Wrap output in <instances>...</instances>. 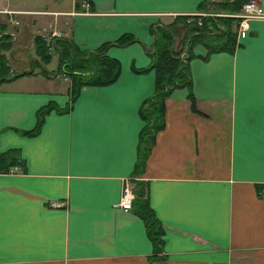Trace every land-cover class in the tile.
<instances>
[{
    "label": "crops",
    "instance_id": "1",
    "mask_svg": "<svg viewBox=\"0 0 264 264\" xmlns=\"http://www.w3.org/2000/svg\"><path fill=\"white\" fill-rule=\"evenodd\" d=\"M219 2L0 0L10 67L0 81V264H264V17L237 36L243 2L231 12ZM203 16L207 33L189 45L185 21ZM162 27L189 79L169 87L163 123L142 146L141 128L156 124L140 110ZM123 35L131 40L116 44ZM58 39L86 54L106 44L116 77L72 96L69 77L56 81ZM124 182L126 210L116 204Z\"/></svg>",
    "mask_w": 264,
    "mask_h": 264
},
{
    "label": "trees",
    "instance_id": "2",
    "mask_svg": "<svg viewBox=\"0 0 264 264\" xmlns=\"http://www.w3.org/2000/svg\"><path fill=\"white\" fill-rule=\"evenodd\" d=\"M246 0H220L219 5L223 8L232 10L239 9L242 2ZM201 16V15H200ZM225 18L230 20L228 17H215L216 19ZM208 17H200V25L196 24L195 18H191L189 21H185L188 26L189 34V45L193 41L201 40V36L207 33L206 21ZM224 34L227 35V39L223 42L228 48H232V32L229 29V23L226 24ZM212 36L211 32H209ZM131 40V37L120 36L115 41L116 44L124 43ZM172 41V34L170 30L164 27L157 29L156 36L154 38V47L150 53L151 59L149 66L153 69L154 73V89L151 98L146 99L140 110L141 117L145 120H156L155 125H143L141 128L139 141L140 145L144 146L147 141V137L151 136V133L157 129L163 123V98L168 93L169 87L179 84H187L189 79V73L187 70L186 63L174 55L170 49V43ZM2 46H6V41H2ZM34 52L40 55L41 61L46 63L49 60V53L46 51L48 44L45 43L44 39L40 35L33 37ZM106 44L96 47L90 50L86 54V50L79 49L74 46L70 41L65 39H58L57 51H58V68L61 67L62 73L69 76L71 83L72 96L78 86L82 84H104L112 81L118 71L119 62L116 58L104 54L103 49ZM188 45V46H189ZM210 47H208L209 49ZM81 51V56L78 57L76 51ZM75 59V60H74ZM62 66H65L62 68ZM44 70V68H42ZM46 71V70H44ZM8 73L7 66L0 59V81ZM190 97V94H189ZM192 100V98H190ZM38 110L37 112H41ZM7 156V153H3V158ZM4 166L1 168L4 170ZM142 216L145 219L146 229L150 233L152 230V222L149 220V214L144 212ZM153 231V230H152ZM154 237L153 235H151Z\"/></svg>",
    "mask_w": 264,
    "mask_h": 264
},
{
    "label": "built area",
    "instance_id": "3",
    "mask_svg": "<svg viewBox=\"0 0 264 264\" xmlns=\"http://www.w3.org/2000/svg\"><path fill=\"white\" fill-rule=\"evenodd\" d=\"M192 14V13H191ZM239 18L237 25V36H242L245 33L247 27V19L251 17H264V13L261 10L260 6L254 0L245 1L242 4L240 13H236ZM191 16V15H188ZM196 22L200 24V19H197ZM133 191L128 185L127 182H124L121 185L117 205L122 209H130L132 207ZM56 204V203H54Z\"/></svg>",
    "mask_w": 264,
    "mask_h": 264
},
{
    "label": "rangeland",
    "instance_id": "4",
    "mask_svg": "<svg viewBox=\"0 0 264 264\" xmlns=\"http://www.w3.org/2000/svg\"><path fill=\"white\" fill-rule=\"evenodd\" d=\"M227 10H230V12L231 11H233L232 9H228V8H226ZM224 15H222V17H223ZM196 24L197 25H200V24H198L197 22H196ZM50 47H52V46H50ZM48 49H49V47L48 48H46V51H48ZM50 49H52V48H50ZM87 52V51H86ZM76 53H77V56L78 57H80L81 56V51L80 50H78L77 49V51H76ZM108 54V53H107ZM38 57H39V59L40 58H42L40 55H38V54H36ZM109 55V54H108ZM109 56H112V57H114V58H116L115 56H113V55H109ZM116 59H118V58H116ZM41 60V59H40ZM75 60V59H74ZM42 61H40V63H41ZM58 65H59V63H58ZM41 67H43V66H41ZM41 67H38V70L40 71V72H43V73H45V71L44 70H47L46 68H44V70L43 69H41ZM65 66H62V68H64ZM59 70V71H58ZM10 71V67L8 66V72ZM57 71H58V75L60 74V76H58L57 78H56V81H58V83H60V84H64V83H66L64 80H62L61 79V76H66L67 77V79H68V77L69 76H67V75H65V73H62L61 71H62V69H61V67L60 68H58L57 69Z\"/></svg>",
    "mask_w": 264,
    "mask_h": 264
}]
</instances>
